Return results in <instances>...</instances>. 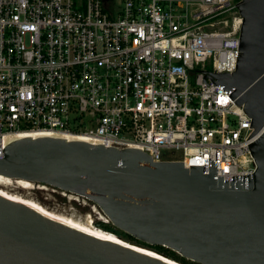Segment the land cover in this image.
Returning <instances> with one entry per match:
<instances>
[{"label":"built area","instance_id":"obj_1","mask_svg":"<svg viewBox=\"0 0 264 264\" xmlns=\"http://www.w3.org/2000/svg\"><path fill=\"white\" fill-rule=\"evenodd\" d=\"M241 1L0 0V145L50 129L253 174L252 117L211 74L236 71Z\"/></svg>","mask_w":264,"mask_h":264},{"label":"water","instance_id":"obj_2","mask_svg":"<svg viewBox=\"0 0 264 264\" xmlns=\"http://www.w3.org/2000/svg\"><path fill=\"white\" fill-rule=\"evenodd\" d=\"M238 7L236 71H199L211 73L216 82L209 75L204 82L210 77L252 117L253 174L229 181L217 176L211 158L207 174L203 165L157 162L136 148L40 136L0 145V175L86 197L116 228L194 262L264 264V0ZM0 264L174 263L84 234L0 195Z\"/></svg>","mask_w":264,"mask_h":264},{"label":"bare ground","instance_id":"obj_3","mask_svg":"<svg viewBox=\"0 0 264 264\" xmlns=\"http://www.w3.org/2000/svg\"><path fill=\"white\" fill-rule=\"evenodd\" d=\"M40 136H53V137H60L67 140H79V141H86L89 143L96 144L97 142L92 141L85 135H79V134H72L68 132H62L58 130H50V129H35V130H26V131H15L12 132L9 136L6 137V141H13L21 138L26 137H40ZM13 186L15 188H13ZM25 190V195L21 193V191ZM36 189H41L47 192L48 195H51V192H57L58 190L56 188H53L46 184H36L32 181L24 180V179H12L9 177H6L4 175H0V195L14 201L16 203H20L23 205H26L45 217L52 219L58 223L64 224L70 228H73L75 230H78L84 234L96 237L98 239L111 241L114 243H118L120 245H124L125 247H130L132 249H136L137 251H140L141 253L151 255L153 257L161 258L165 261H168L170 263L174 264H181L177 261L162 255L154 250H151L146 247H141L135 244H131L120 237H118L115 233L107 231L101 227H98L97 225H94L92 223L91 217H96L97 221H105L109 222V219L100 211V209L95 205L91 204L92 208L90 210V213L86 216L79 214H73V212H67L62 210L53 209L50 207L45 206L38 198L33 196V191ZM50 192V193H49ZM62 194H66V191H61ZM32 194V196H31ZM71 195L72 198H84L85 203L90 204L89 200L86 197L74 194V193H68ZM77 213V212H76Z\"/></svg>","mask_w":264,"mask_h":264},{"label":"rangeland","instance_id":"obj_4","mask_svg":"<svg viewBox=\"0 0 264 264\" xmlns=\"http://www.w3.org/2000/svg\"><path fill=\"white\" fill-rule=\"evenodd\" d=\"M162 155L164 159H180L182 158V151L178 150V149H164L162 150ZM13 188H15L13 186ZM54 188V187H53ZM57 189V188H56ZM19 190V189H17ZM57 192H51V195H48L46 191L41 190V189H36L33 191V196L38 198L45 206L50 207V208H55L57 210H62V211H69L70 213L73 212V214H79L82 213L81 215L86 216L87 214L90 213V210L92 208L91 204H93L92 201L89 202L90 204L85 203V199L84 198H72L70 194H68L69 192H67L65 195L62 194V190L61 189H57ZM21 191V190H19ZM21 193H23V195H25V190L21 191ZM50 193V192H49ZM32 196V194H31ZM77 212V213H76ZM92 219V223H94V225H97L98 227H100L101 224H97L99 221L96 222V217H91ZM101 223H109V222H105V221H100ZM112 232V231H111ZM117 235V234H116ZM118 237H120L119 235H117ZM121 239H123L122 237H120ZM125 240V239H123ZM127 241V240H125ZM129 242V241H127ZM131 243V242H130ZM133 244V243H131ZM136 245V244H135Z\"/></svg>","mask_w":264,"mask_h":264},{"label":"trees","instance_id":"obj_5","mask_svg":"<svg viewBox=\"0 0 264 264\" xmlns=\"http://www.w3.org/2000/svg\"><path fill=\"white\" fill-rule=\"evenodd\" d=\"M110 221V220H109ZM101 228L107 230V231H112L113 233L119 235L120 237H122L123 239L129 241V243H134L140 246H144L150 249H153L175 261H177L178 263L180 262L181 264H201L198 262H194L192 260H189L183 256H181L179 253H177L176 251L172 250L171 248L162 246V245H152L143 241H140L139 239L135 238L134 236H132L131 234L122 231L118 228H116L112 222L110 221L109 223H101L100 225Z\"/></svg>","mask_w":264,"mask_h":264}]
</instances>
